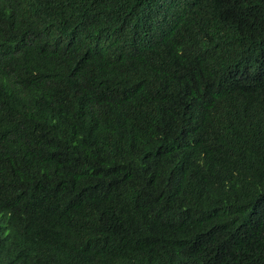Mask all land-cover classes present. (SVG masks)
I'll list each match as a JSON object with an SVG mask.
<instances>
[{
	"label": "trees",
	"instance_id": "trees-1",
	"mask_svg": "<svg viewBox=\"0 0 264 264\" xmlns=\"http://www.w3.org/2000/svg\"><path fill=\"white\" fill-rule=\"evenodd\" d=\"M0 264H264V0H0Z\"/></svg>",
	"mask_w": 264,
	"mask_h": 264
}]
</instances>
